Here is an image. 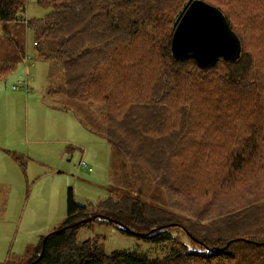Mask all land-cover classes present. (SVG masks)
Listing matches in <instances>:
<instances>
[{
  "label": "trees",
  "instance_id": "trees-1",
  "mask_svg": "<svg viewBox=\"0 0 264 264\" xmlns=\"http://www.w3.org/2000/svg\"><path fill=\"white\" fill-rule=\"evenodd\" d=\"M34 1L47 13L24 24L23 0H0V81L23 62L31 32L41 58L59 63L56 89L80 103V124L128 161L139 189L123 184L117 196L85 205L68 189L62 225L3 263L264 264V0H202L241 42L236 62L220 58L204 70L170 53L192 0ZM157 189L162 206L144 200ZM94 224L167 244L168 253H107L98 238L78 241L77 231Z\"/></svg>",
  "mask_w": 264,
  "mask_h": 264
},
{
  "label": "rangeland",
  "instance_id": "rangeland-1",
  "mask_svg": "<svg viewBox=\"0 0 264 264\" xmlns=\"http://www.w3.org/2000/svg\"><path fill=\"white\" fill-rule=\"evenodd\" d=\"M46 13L34 0H23L18 17L40 19ZM25 78L29 92L22 87L12 89L13 84ZM60 84L59 63L41 58L28 31L23 62L5 81H0L1 263L13 255L20 257L27 248L37 246L41 237L62 225L68 189L82 205L117 196L115 192L124 191L123 184L126 189L134 187V194L139 189V184H133L134 173L129 170L128 161L123 157L112 158L104 138L80 125L79 119L84 116L82 111L77 112L80 103L69 102L56 89ZM90 114L101 119L96 110L91 109ZM19 154L25 155L24 171L14 158L21 157ZM80 162L85 167H80ZM129 182L133 186H128ZM139 195L142 196L140 192ZM150 195L146 194V202L164 204L160 189L153 197ZM171 231L189 249L201 251L179 228ZM76 238L78 241L98 238L107 253L132 251L150 257L168 253L167 244L144 243L113 225L81 228Z\"/></svg>",
  "mask_w": 264,
  "mask_h": 264
},
{
  "label": "water",
  "instance_id": "water-1",
  "mask_svg": "<svg viewBox=\"0 0 264 264\" xmlns=\"http://www.w3.org/2000/svg\"><path fill=\"white\" fill-rule=\"evenodd\" d=\"M170 53L173 60L192 59L204 70L220 58L236 62L241 54V42L219 9L202 0H192L174 28Z\"/></svg>",
  "mask_w": 264,
  "mask_h": 264
},
{
  "label": "built area",
  "instance_id": "built-area-1",
  "mask_svg": "<svg viewBox=\"0 0 264 264\" xmlns=\"http://www.w3.org/2000/svg\"><path fill=\"white\" fill-rule=\"evenodd\" d=\"M18 21H21L22 23H24V24H28V22H27V19L26 18H19L18 19ZM26 60V59H25ZM20 87H22V88H25V89H27V80H26V78L25 79H23L22 81H18L15 85L13 84V86H12V89L13 90H17L18 88H20ZM81 163V164H80ZM79 163V166L80 167H85V164H84V162H80Z\"/></svg>",
  "mask_w": 264,
  "mask_h": 264
},
{
  "label": "crops",
  "instance_id": "crops-1",
  "mask_svg": "<svg viewBox=\"0 0 264 264\" xmlns=\"http://www.w3.org/2000/svg\"><path fill=\"white\" fill-rule=\"evenodd\" d=\"M26 76V75H25ZM25 92H29L30 91V89L27 87V90H24ZM52 109H54L55 110V107H53ZM81 126H82V124H80ZM83 127V126H82ZM84 128V127H83ZM85 130H86V128H84ZM88 131V130H87ZM106 142V141H105ZM107 143V142H106ZM5 151L4 152H8V151H6V150H8V149H4ZM10 153V152H9ZM26 154H28V153H26ZM11 155L12 156H14V152L13 153H11ZM21 157H14L15 159H16V161H17V163H18V165L20 166V167H22L23 168V171H24V169H25V160H23L24 159V157H25V155L24 154H19ZM27 156V155H26Z\"/></svg>",
  "mask_w": 264,
  "mask_h": 264
}]
</instances>
